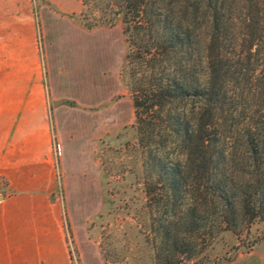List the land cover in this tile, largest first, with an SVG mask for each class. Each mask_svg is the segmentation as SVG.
Returning <instances> with one entry per match:
<instances>
[{"label": "trees", "instance_id": "trees-1", "mask_svg": "<svg viewBox=\"0 0 264 264\" xmlns=\"http://www.w3.org/2000/svg\"><path fill=\"white\" fill-rule=\"evenodd\" d=\"M114 6L117 19L104 23L122 21L125 61L139 67L128 85L151 210L146 243L154 264H207L198 259L221 233L264 223V114L230 147L218 121L236 102L226 101L231 97L220 81L229 75L227 41L242 26L250 32L248 55L256 53L264 0H115ZM204 32L205 63L198 58ZM259 88L264 98V83ZM244 160L252 161L249 171Z\"/></svg>", "mask_w": 264, "mask_h": 264}, {"label": "rangeland", "instance_id": "rangeland-1", "mask_svg": "<svg viewBox=\"0 0 264 264\" xmlns=\"http://www.w3.org/2000/svg\"><path fill=\"white\" fill-rule=\"evenodd\" d=\"M34 1L37 13L41 6L50 4L89 36V40L83 41L88 50L84 49L83 54L78 52L75 37L72 42L68 41L67 48L73 51L71 64L77 66L82 55L90 62L104 57V75L101 80L98 72L97 81L99 86L104 82V117L93 119V110L89 109L88 119L81 121L79 135H68L67 131L66 144L54 137L56 198L65 211L66 238L74 251V262L80 264L74 243L82 239L95 242L108 264H154L153 248L145 240L150 230L151 210L145 194L144 155L132 128L136 117L128 85L132 80L130 73L139 71V67L125 61L128 46L122 21L104 23L117 19L113 9L115 0ZM91 23H98V26L87 29L85 25ZM235 32L225 47L229 75L220 81L231 97L226 101L236 102L218 114V121L223 125L220 130L228 131L229 147L241 138L243 127L250 123L255 125L264 114L263 90L259 88L264 83V25L259 31L263 37L262 46L255 47L256 53L251 56L246 49L250 32L242 26ZM207 39V32H204L198 51L200 62L205 60ZM242 56L247 58H242L245 59L243 65L238 64ZM141 73L144 72L141 70ZM243 73L246 75L242 76ZM240 165L249 171L252 161L244 160ZM1 192H6L3 181H0ZM84 208L89 209L88 216ZM230 257L231 261L221 264H264L263 222L250 224L238 235L221 233L198 260L208 259L207 264H211Z\"/></svg>", "mask_w": 264, "mask_h": 264}, {"label": "crops", "instance_id": "crops-1", "mask_svg": "<svg viewBox=\"0 0 264 264\" xmlns=\"http://www.w3.org/2000/svg\"><path fill=\"white\" fill-rule=\"evenodd\" d=\"M59 12L0 0V264H75L56 198L54 137L66 144L67 131L79 135L89 109L104 117V57L71 64L68 41L83 54L89 36ZM74 245L80 264H108L95 242Z\"/></svg>", "mask_w": 264, "mask_h": 264}]
</instances>
